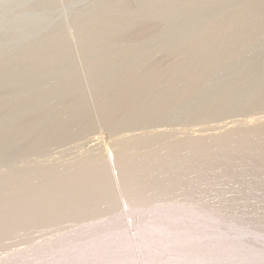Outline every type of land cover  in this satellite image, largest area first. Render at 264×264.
<instances>
[{"label":"bare ground","instance_id":"obj_1","mask_svg":"<svg viewBox=\"0 0 264 264\" xmlns=\"http://www.w3.org/2000/svg\"><path fill=\"white\" fill-rule=\"evenodd\" d=\"M182 1L144 0V4L140 3L139 13L133 11L136 8L131 7L133 4L122 5L120 9H116L118 14L114 11L117 14L115 17H107L108 19L94 26L93 32L100 35L107 31L109 34L100 41L103 64L115 68L118 62L126 61L122 67L117 66L107 80L95 82L93 105L83 96L84 94H77L78 91L67 95L69 89L78 81L74 75L62 81L64 75L60 62L51 61L48 56L52 51L57 52L56 55L67 51L69 46L67 48L62 39H60L62 43H57L58 46H53L54 48L49 50L37 49L38 51L28 56L50 59L36 69L32 68L45 74L46 70L51 69L52 72H56L49 76L51 81H48L50 84L47 88L51 87L50 89L45 87L47 81L30 78L28 74L25 76L11 73V78L14 76L18 84L17 91H14L16 96L10 100L8 98L7 102L3 98L0 110L16 108L19 110L17 120L18 118L20 120L19 115L24 111L28 115L21 121V126L19 122L17 126L12 122L0 123V132H15L20 126L21 131L17 133L19 138H31L29 141H22L24 145L20 143L22 149L32 154L40 153L38 155L47 152L49 145L58 146L76 139H87L85 144L103 140L104 156L101 157V153L98 156L100 158L83 157L84 159L73 163H56L41 169L33 167L34 172L28 170L31 174L23 178L20 173L26 174V168V171L16 172L21 175H19L21 180H18L20 179L18 175L16 180L14 177L11 178L13 172L10 176L6 174L4 177L8 176L10 179L3 177L2 182H6L0 183V243H5L11 234H27V231L36 226L42 228L50 223L60 222L58 223L60 227L61 222L65 220L87 221L96 215H103L106 211L108 213L114 203L117 204L116 200L124 205L125 209H120L123 210V217L127 213L129 216L131 213L136 214L146 205L155 207V211L156 209L168 211L166 208L172 206L177 212L180 211L179 213H193L200 209L212 210L208 213L221 214L225 217L231 214H235L234 216L245 214L237 212L244 208L264 209V76L261 72L254 76L252 74L254 69L251 67L252 72H247L249 68L240 72L241 74L235 75L233 72V79L228 81L231 75H226V82L222 81L221 84L215 82V78L221 73L218 74L220 70L229 66L230 70L231 65L238 58L241 60L242 54L257 45L264 36V0H238L236 3L238 6L219 13L215 18L212 15L210 17L212 21H207V25H204L206 28L200 33L197 32L187 46L179 45L176 50H169L170 47L164 51L154 49L148 51L147 56L140 57L142 51H145L140 49L142 45L145 47L146 44L155 42L165 23L172 21L177 23V19L180 18L178 16L186 13L185 9L188 7L185 4L188 0H185L186 3ZM226 1L225 6L228 7L230 0H193V5L190 6L201 12L208 5ZM120 14L124 15L122 20ZM199 14L201 17V13ZM79 22L81 23V20L78 19ZM111 46L119 48L107 51ZM39 51L42 54H38ZM134 57L135 60H132ZM4 70H0V78L9 76L10 73ZM59 71L60 73H57ZM254 73L256 74L255 70ZM67 75L70 74L67 72ZM58 76L59 79L56 80ZM223 77L220 79H225V75ZM14 78L13 81H16ZM50 94L55 99L48 102L45 95L50 97ZM99 126L104 129L101 133L98 131L99 134L96 135ZM223 129L224 132L221 131ZM106 131L110 134L105 133ZM208 131L212 133L203 134ZM198 133L199 135H196ZM2 145L0 148H3ZM209 180L210 183L206 184ZM228 183L230 185H227ZM214 190H218L217 195L207 199L206 197ZM231 193L253 195L252 203L243 204L241 197L228 199ZM155 204L160 206H154ZM214 204L219 206L215 205L216 207L212 209L211 206ZM176 219L177 217H174L175 221ZM118 220L117 217L116 221ZM124 224L126 232L129 228L127 223ZM52 229L55 230V227ZM146 231L148 234L164 232L161 224L149 225ZM170 231L172 235L176 229ZM63 232L65 233L61 230L62 234ZM127 234L113 232L109 237L105 234L104 238L95 240L93 237L94 241L90 240V237L88 241L92 242L83 244L82 252L93 254L92 261L98 254L107 255L101 262L93 261L94 264H136L127 251V248L134 246L133 241L125 239L128 237ZM213 237H215L213 233L209 232L190 236L180 233L177 237H171L169 243L178 245L183 242H195L198 245V242L204 241L205 238L212 240ZM228 246L226 249L231 252L241 251L239 255L264 256L262 250L244 254L242 251L246 249L245 247L242 249L238 245ZM213 247L216 252L220 250L219 247ZM117 248L125 252L113 255L111 251ZM76 249L73 253L74 258L78 251ZM190 252L192 251L185 247L178 250V256L182 260L183 256ZM58 258L61 260V257ZM66 259L69 258H65L64 261ZM76 259L75 261L69 259L70 263H67L83 264V261ZM201 259L176 263L174 261L168 264H203L205 261ZM57 262L59 263L58 260ZM244 262L238 261L233 264ZM87 263L92 264L91 261ZM214 264L225 263L216 261Z\"/></svg>","mask_w":264,"mask_h":264},{"label":"rangeland","instance_id":"obj_2","mask_svg":"<svg viewBox=\"0 0 264 264\" xmlns=\"http://www.w3.org/2000/svg\"><path fill=\"white\" fill-rule=\"evenodd\" d=\"M139 1L140 0H0V70L5 69L4 71L10 74L12 73L13 75H15L16 73L22 74V75L28 74L30 75L29 76L30 78H34V79L37 78L38 80L48 82L49 80L51 81L49 76L52 74H55L56 72H52L51 71L52 69L50 68L51 69L49 70L50 72L46 70V74H45V73H41L40 71L37 72L38 69L37 70H34V69H36V67L39 66L40 64L45 63L46 60L48 61L50 59L51 61L55 60L57 62H60L61 64L62 75H64V77H62V81L65 78L68 79L69 76L71 75H74L76 78V81H78L72 86V89L71 88L69 89L67 95L71 92L77 93L78 91L77 94H80V95L84 94L83 96H85L90 102V104L93 105L95 101L94 100L95 99V96H94L95 82L96 81L99 82L100 80L102 81L107 80V78L118 67H122V65L125 64V63L123 64V62L126 61V60H123L122 63L118 62L116 66L114 65L115 68L109 64L108 66H105L103 64L104 62L103 60H101L102 53L100 50V43H101L100 41L105 39V37H108L109 34L107 33V31L105 32V34L103 33L100 35L97 34L96 32H93L94 26L96 24H99L101 21L108 19L107 17L109 18L115 17V15L118 14L116 9H120L122 5L133 4L131 7H136L134 8L136 11L135 10L133 11L136 13H139L140 11L139 6H141V4H144L143 3L144 0L141 1L142 3ZM192 1L193 0H188L186 1L187 3L185 2V0L182 1V3H186L185 5L188 7V9H185L186 13H184L183 12L184 10H182L183 14L182 16H178L180 18L177 19L178 20L177 23L175 21L165 23L163 25L164 27L163 31L160 33L159 37L157 38L155 42L153 41V43L151 42L149 44H146L145 47L144 45H142L140 49L145 50V51H142V53L140 54V57H144L145 55L147 56V53L153 51L154 49L157 51H164V50H168L170 47L171 49L169 50H176L179 45H180L179 47L187 46L191 42L192 38L196 36L195 34H197V32L200 33L206 28V26L204 25H207L206 24L207 21L209 20L212 21V19L210 18L212 17V15L215 18V16L218 15L219 13L224 12L226 10H230L231 7L238 6V4H236L238 3V0H230L231 2L228 0L229 1L228 7L225 6L227 5V1H226V3L225 2L215 3L216 5L211 4V6L214 5L215 7L214 6L211 7L210 5H208L205 7V9H203L200 12V11H195L194 7L190 6V5H193ZM222 4H224V6ZM114 11H116L117 14ZM197 12L201 13V17L199 13L198 15H196ZM120 15H121V20H122L124 15L122 14ZM197 17L198 18L200 17V18L198 19ZM78 19L81 20V23L80 22L78 23ZM60 39H62L63 44L66 43L64 45L67 46V48L69 46V48L67 49L65 53L64 51H62V54L58 53L56 55L55 53L57 52L52 53L53 52L52 51L51 52L52 54L49 53L50 55H48L50 59L48 57L46 58V57H35L34 56V57H31L33 61L30 57H28L30 56L31 53L33 54L34 52L40 50L41 48H43L44 50L45 49L49 50V49L54 48L55 46H58L57 43L58 44L62 43ZM92 47L93 48L95 47V48L93 49ZM111 47H109L107 51L108 50L113 51L119 48L118 46H113L112 47L113 49ZM40 53L41 52L39 51L38 54ZM245 53H243L242 56L240 57L241 60L238 58V60H236L232 64L233 66L231 65L230 70H229L230 66L228 68H224L220 70L218 74L221 72L223 76L225 75V79H222V78H221L222 80L220 79V77H223L222 74L220 73L221 75L219 74V77L217 74L216 77L218 78H215V82H220L218 84H221L225 80H227L226 75H229V76L231 75V77L228 76L230 78V79L228 78V81H229L233 79L232 76L234 73L235 75H237L240 72L242 73L245 70L247 71L248 68L249 70L247 72H252L251 70L253 69L255 70L256 74L254 73V70L252 72L254 76L258 75L259 72H261L262 76H264V65H263L264 64V36H262V38L259 40L257 45L248 49L247 51H245ZM60 57H62V59ZM40 58L41 59L43 58L42 59L43 62ZM131 59L135 60V57ZM132 60L131 61L129 60V61L132 62ZM242 66L243 67L246 66V67L243 68ZM251 67H253V69H251ZM12 71L13 72L15 71V72L13 73ZM236 71H239V72H236ZM67 72L70 75H67ZM57 73H60V71ZM10 74L9 76L6 75L5 77L3 76L0 78V105L2 104L1 101L3 102L4 99H6V102H7L8 98L10 100L16 96L14 91H17L16 89L17 87L16 85H18L17 80L13 76L14 80H16V81H13V78H11L12 74L11 75ZM33 74L35 77L32 76ZM104 75L105 76L107 75V77H105ZM57 79H59V76L56 78V80ZM47 82L45 86L46 88L48 87V84H50L49 82L48 83ZM53 85L51 86L53 87ZM50 88H47V89H50ZM51 96L53 95L50 94V97H47L45 95V99L48 98L47 101L51 102L55 99L54 96L53 97ZM1 111H4V113H1ZM8 111H10V113ZM6 112H8L7 113L8 115L6 114ZM14 112L15 114H13ZM18 112L19 110H16V108H13L12 110L11 108H8L6 109V111H5V108L1 109L0 110V123L4 122L8 124L12 122V123H16L15 125L17 126L19 122L20 123L19 125L21 126L22 124L21 121H23L24 118L26 117L25 115H28V114H26V112L24 111L22 114L23 117L22 115H19L21 116V118L20 120L19 118L17 120L16 117H17ZM11 113L13 114V116ZM255 114L256 113H253V115ZM8 118L10 119V121H8L9 120ZM20 126H18V128L16 127L17 129H15V132H10L11 135L14 137H11L10 133L0 132L1 133L0 140L2 137L6 139L4 141L2 138L3 141L1 140V144H0V146L3 144L2 145L3 148H0V183L6 182V181L2 182L4 180V179L2 180V178L6 176V174L10 176L12 172L14 175L12 174L13 176H11V178L14 177L13 179L16 180L18 179L16 175H18V177L20 178L18 180H21L22 179L21 177L25 178L31 174V171H28V170L31 169L33 171V167L35 169H41L42 167L51 166L56 163L57 164L58 163H62V164L73 163V162L80 160L83 157L84 158L85 157L95 158L97 156V158H100L98 156L101 155V153H102L101 157L104 156L103 155L104 148L102 145L104 144L103 140H98L90 144H85V141L87 139H81V140L76 139V140L69 141L68 143H63L62 145H58V146L49 145V147L51 146V148L48 147L49 150L45 152L44 154L42 153L41 155H38L40 153L32 154L24 150V148L22 149L23 146L21 144L24 145V142L22 141L26 142L27 140L28 141L31 140V138L30 139L29 138H19L18 136L19 134L17 133H20L21 131ZM100 126L98 127V130H96V133H95L96 135L101 133V131H103L104 129V127H102L101 129ZM164 129H166V127ZM221 131L224 132V129ZM105 133L110 134L108 131H106ZM209 133L211 134L212 132L208 131L203 134L206 135ZM196 135H199V133ZM9 138L10 139L14 138V139L8 140ZM5 144L7 146H5ZM90 147H91V150H89ZM4 148L5 149L7 148L8 150L7 149L5 150ZM19 148H21V150ZM2 150L5 152H2ZM22 170L26 171V174L23 172L24 176H23V173H20L22 176L18 174L20 171L22 172ZM115 172L114 174H116ZM8 176L4 178H6L7 180L10 179L8 178ZM210 181L211 180L207 181L206 184L210 183ZM230 184L232 183L230 182ZM230 184L228 183L227 185H230ZM217 193H218V190H214L210 192V194L206 198L208 199L210 198V196L215 197ZM240 197L243 201V204L252 203L251 201H252L253 195L242 196L239 194L237 195V193H234V194L231 193L228 195V199H231V198L236 199ZM116 202L117 204L119 203L121 208L119 205L114 203L115 207L113 206L112 208H110L111 211L114 210L113 212H111L109 209L108 213L106 211L103 213V215H96V217L94 216L93 218H90L87 221H84L82 219H77L78 221L73 220L72 222H70L69 220H65L66 221V222L64 221L65 223L61 222L60 227L58 226L59 225L58 223L60 222H55L54 224L50 223V225H48L47 227L43 226L42 228H40V226H36L30 230L28 229L29 231L26 232L27 234L25 233H22L20 235L11 234L9 236V239L5 242L7 244L2 243V242L0 243V264H47V263L48 264H54V263L55 264H66L67 262L70 263V260L74 258L73 253L75 252V249H76L75 247L78 244L79 245L77 246V249H76L78 251H76V255L74 254L75 255L74 259L77 258L76 261H83V264H90V263H87L88 261H91L92 264H94L93 261H95L96 263L97 261L101 262V260H104V257H106L107 255L105 256V253L98 254L92 261L91 258L93 254L91 255V254L83 253L84 252L82 250L84 246L83 244L85 243L89 244L90 242L94 241V239L95 240L98 238L100 239V237L101 238L103 236L105 237V235L106 237H109V235L112 234L113 232L114 233L122 232V234L123 233L127 234L128 233L127 231L129 230H130L129 233L127 234L128 237H126L125 239L129 238L128 239L129 242L133 241L132 243L134 244V246L133 247L131 246V248L129 249L127 248V251H129V254L132 257V261L137 262L136 264H168V262L173 263L174 261L175 263L178 261H194V259L199 260V258H202L201 261H205L203 264H207L208 263L207 261H210V263L208 264H211V263L214 264V262L216 261L217 262L223 261V263L225 264H228L229 262H233V261H234L233 263H238V261H245L244 264H264V256L258 257L256 255H250V256L243 255V254L239 255L241 254L240 253L241 251L231 252V250L226 249L227 247H229L228 245H238L239 247H242V249L243 247L246 248V249H243L242 251V253L244 254L246 252H250L254 250L264 251V209L256 210L253 208H247V209L244 208L242 209L243 211L242 210L237 211L239 213H245V214H242L243 216L242 215L234 216L235 214H231L225 217V216H221V214L208 213V212H211L212 210L204 211L203 209H200L201 212L197 211L193 213H179L180 211L177 212L176 210L172 208V206H169L168 208H166L167 210L169 209L168 211H164L161 209H156L157 211H155L154 210L155 207L152 206L153 207L152 208L151 206H147L145 204L148 208L144 205L145 208L143 207L144 209L142 208L140 211L136 212V214L131 213L129 216L127 213V214H124V217H123L122 214H123V210L125 209L124 205L121 204L122 202L120 203L117 200ZM165 202L171 203L172 201H165ZM215 205L219 206V204H214L211 206V208L214 209L216 207ZM154 206H160V205L155 204ZM174 206L177 207L178 205H173V207ZM120 209H123V210H120ZM118 212H119V216H117ZM111 213L112 214L114 213V214L112 215ZM177 213L179 215H177ZM252 213L256 215H253ZM107 214H110L111 217ZM117 217L119 218L118 221H116ZM174 217H177L176 219L177 221L174 220ZM7 218L8 217H6V219ZM73 222H76V223H73ZM62 223L66 225L64 226L62 225ZM124 223H127L128 228H129V229L127 228L128 230L126 232H125L126 227ZM154 224L155 225L161 224L164 232H153V233L148 234V232L146 231V228L149 225H154ZM94 226L95 227L97 226V227L95 228ZM51 227L52 228L55 227V230L52 229ZM121 227L123 230L121 229ZM46 228H49V229H46ZM41 229L42 231L40 232ZM117 229L119 230L121 229V230L117 231ZM172 229H176V231L174 232L175 235L174 234L171 235L172 232L170 230ZM61 230L65 231V233L63 232L62 234ZM206 232L213 233L215 237L211 238L212 240H210L209 238H205L204 241L198 242V245H196L197 243L195 242H190V243L183 242L178 245L177 244L170 245L169 243V239L171 237H177L178 234L180 233L184 234V236L185 235L190 236V235L204 234ZM48 238L50 240H48ZM89 238L92 241L90 240L88 241ZM12 242L14 245L12 244ZM80 243L82 244L81 246H80ZM215 243H219L220 245H216ZM142 245L144 247H142ZM213 246H215L216 248L219 247L218 249L220 250L218 252H216L217 250L214 251ZM185 247L188 248V251H192V252H190L188 255H184L183 259L181 260V258H179L178 256V250L183 249ZM77 252L79 253L77 254ZM111 252H113V255H118L125 251L122 252V249L120 250L117 248L115 251L112 250ZM181 253L182 252H179V254ZM82 254H84L83 255L84 257L82 256ZM86 256H89L90 258ZM58 257H61V260H59L60 258ZM65 258H69L70 260L66 259L64 261ZM74 259L72 260L75 261ZM55 260L56 262H54ZM57 260L59 261V263L57 262Z\"/></svg>","mask_w":264,"mask_h":264}]
</instances>
